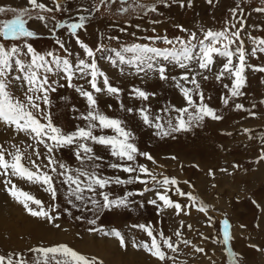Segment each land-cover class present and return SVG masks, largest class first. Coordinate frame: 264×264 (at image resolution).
Returning a JSON list of instances; mask_svg holds the SVG:
<instances>
[{
  "label": "rangeland",
  "instance_id": "374dc122",
  "mask_svg": "<svg viewBox=\"0 0 264 264\" xmlns=\"http://www.w3.org/2000/svg\"><path fill=\"white\" fill-rule=\"evenodd\" d=\"M42 2L54 8L56 0ZM58 2L64 10L41 13L47 18V26L45 22L35 19L37 13L31 10L27 0H0V7L17 11L28 8L31 18L27 26L37 33L36 38L29 41L33 47L41 54L54 51L65 56L63 50L55 44L59 38L66 41V47L72 54L68 58L76 62L87 60L88 57L67 30L54 26L57 23L76 22L81 15L88 17L86 30H80L78 35L94 50L103 46V51H97V65L109 76L114 86L123 89L119 98L107 94L98 95L100 111L124 121L126 128L135 135L134 143L140 152L149 153L154 158L153 162L138 156L135 165L148 167L158 179H175L177 185L172 187L168 195L185 207L177 213L174 209H161L149 203L157 198L154 191H144L145 188L153 187L151 182L148 185L139 182L123 185L113 183L104 190L112 198L125 197L129 192L134 195L128 197V207L104 209L97 216L90 202L84 204L74 200L77 207H72L66 198L67 185L61 184L59 180L56 181L57 199L53 201L41 185L14 178L19 188L41 200L45 208L59 205L58 211L53 212L59 219L50 223L32 217L0 183V255L11 254L14 260L23 258L27 264H35L37 254L31 249L66 244L89 258H97L103 264H128L123 254H127L126 257L134 254L137 264H161L143 248L145 243L150 244V237L139 226L146 225L154 233L163 231L166 237H171L179 245L175 252L165 248L170 258L164 264H232L233 257L228 256L229 250L234 253L237 264H264V159H261L264 155V140L261 139L264 137V73L249 69L245 73L247 82L242 89L243 95L230 98L229 103L224 105L223 98L230 94L223 85L230 86L231 82L228 79L216 80L215 73L223 63L218 58L212 73H205L210 78L197 79L204 93V102L213 107L222 119L206 118L191 131L159 136L155 128L148 127L140 119L139 109H150L151 115L161 117V122L166 126L167 120L177 115L175 108L187 107L181 90L176 87V80H180L184 70L169 65L168 75L176 77V80H160L156 74L138 76L130 74L131 70L127 66L112 64V60L116 59L113 49L120 50L123 45H151L153 42L148 38L152 36L189 39L190 33H196L199 40L203 37L202 30L219 31L234 23L239 27V18L245 21L242 40L246 50L250 51L255 47L253 38L264 39V12L256 11L264 8V0H213L212 4L207 0H191V6L185 7H181V0H167V5L160 0H127L126 3L107 0L104 4L101 0ZM184 2L187 3V0ZM98 6L99 11L96 10ZM151 6H155L157 11L147 12V7ZM234 10L239 11V18L233 17ZM14 15L11 11L0 14V21L12 19ZM155 46L167 47L162 40ZM248 63L264 66V53L249 55ZM121 67L124 68L123 74ZM52 80L66 84L59 76L50 75V82ZM180 83L184 82L180 80ZM73 84L90 88L85 78L74 79ZM185 86L193 87L191 84ZM25 87L24 82L14 80L11 91L23 99ZM134 87L147 91L150 98L147 101L135 98L131 91ZM50 99L51 107L48 110L53 122L65 132H72L77 126L84 127L87 124L86 120L80 118L88 111L87 102L74 87H57L50 94ZM121 103L124 110L120 107ZM237 104H242L244 110L237 109ZM128 108L133 111L128 112ZM245 129L249 131L245 132ZM96 134L114 135L110 129L103 133L97 131ZM0 144L9 151H14L11 145H15L21 151H26V154L32 153L35 147L41 157L38 159L32 155L31 158L37 163H47L43 145H36L28 136L16 133L2 123ZM93 147L96 155L103 157L102 161H97L101 165L98 171L102 175L131 179L127 173L108 166L120 163L109 154L108 149L101 145ZM55 158L73 169L81 166L71 149L59 150ZM52 175L55 177L56 173ZM177 188L203 202L207 206V215L198 211L187 196L179 195ZM141 191H144L143 195H139ZM97 199L100 197L97 196ZM208 216L212 217L211 224ZM91 219H96L95 225L88 223ZM225 220L230 225L231 239L228 244L223 241ZM90 228L103 231H89ZM115 231L123 236L126 247L121 246L115 235L105 234ZM177 231L181 232L179 238L175 235ZM184 240L189 243L184 244ZM196 248H203L204 251L197 252Z\"/></svg>",
  "mask_w": 264,
  "mask_h": 264
},
{
  "label": "snow or ice",
  "instance_id": "6c2138e0",
  "mask_svg": "<svg viewBox=\"0 0 264 264\" xmlns=\"http://www.w3.org/2000/svg\"><path fill=\"white\" fill-rule=\"evenodd\" d=\"M107 0H101L106 3ZM127 0H121L126 3ZM167 5V0H160ZM209 4L213 0H207ZM32 11H36L35 19L46 23V16L41 13H52L53 11H62L63 5L56 0L55 7L47 6L42 0H27ZM191 6V0H181V7ZM239 8V6H237ZM99 11V6L96 9ZM15 13L14 18L0 21V123L7 128L13 129L16 133H23L35 142L36 145H43L46 150L45 159L47 163H37L31 157L35 155L38 159L41 157L40 151L33 147L32 153L21 151L15 145H11L14 151H9L0 144V183L5 186L8 194L32 217L47 220L54 223L59 216L53 215L58 211L59 205H51L45 208L43 202L27 191L19 188L14 182L24 180L31 184H39L44 187L52 200L57 199L56 181L67 185V202L72 207H77L75 201H81L84 204L91 203L92 210L97 214L104 209L114 210L126 208L129 205L128 197L134 195L129 192L125 197L112 198L105 189L113 183L118 185L139 182L148 185L150 182L152 188H145L144 191H154L156 199L149 201L157 208H170L177 213L184 210L185 206L173 201L168 193L172 187L177 185V181L172 178L164 177L158 179L157 175L144 165H135L138 156H144L147 160L153 161L154 158L149 153L140 152L134 143L136 137L133 132L126 128L124 121L118 118H112L100 111L98 105V95L107 94L119 98L123 94V89L114 86L109 76L102 71L96 62L97 51H103V46L96 50L80 39L78 33L80 30H86L87 16L81 15L76 22L57 23L54 27L67 30L71 37L76 39V43L88 57L87 60L80 59L78 62L69 59L72 54L66 47V41L57 38L55 44L66 54L58 55L54 51H48L45 54L39 53L30 43L31 39L36 38L37 33L29 29L28 19L31 13L28 8L17 11L0 7V14L7 12ZM122 11H127L123 9ZM155 6L147 7V12H156ZM258 12H264V8L256 9ZM234 18H239L240 13L237 10L233 12ZM243 18L238 19V24L227 25L219 31L202 30L203 37L197 40L196 33H190L189 39L152 36L148 39L153 43H133L123 45L120 50L113 49L116 59L112 64L118 66H127L130 74L148 77L152 74L158 75L160 80H176V77L168 75L169 65L184 70L180 80H176V87L181 90L187 107L175 108L176 116L169 118L165 123L161 122V117H153L151 110L147 108L139 109L140 119L145 125L156 129L159 136H168L177 132L191 131L194 126L198 127L206 119L220 120L215 109L206 104L204 93L200 90V82L197 77L208 80L212 73L217 59H222L223 63L215 73L218 81L228 79L231 85L224 84L228 89L230 96L223 98L224 105L229 103L230 98H238L243 95L242 89L245 87L247 77L245 73L252 71L264 73V66H256L248 63L249 55L255 56L257 52L264 53V39L255 40V47L250 51L246 50L242 40ZM181 31H187L181 29ZM111 39V37H110ZM119 39V37H115ZM163 41L167 47L155 46L157 42ZM11 44V47H9ZM15 75L13 76V73ZM124 68L121 67L123 74ZM50 75L59 76L66 84H60L58 80L50 82ZM85 78L90 88L83 85H74L73 80ZM22 81L26 85L24 98H18L12 91L13 81ZM191 84L192 88L185 85ZM74 87L83 97L88 106L86 114L81 115L82 120H86L84 127L77 126L72 132H65L61 127L53 122L51 112L50 94L57 90V87ZM132 93L135 98L147 101L150 94L141 89L133 88ZM44 105L45 107H42ZM121 109L124 105L121 103ZM236 108L244 110L242 104H237ZM128 112L133 109L128 108ZM173 119L175 122H173ZM112 130L114 135L96 134L97 131L103 133L104 130ZM245 129V132H248ZM264 140V137H261ZM94 145H101L108 149L109 154L115 157L120 163H111L108 166L112 169H119L127 173L131 179L125 180L117 177H106L98 169L101 165L97 161H102L103 157L96 155ZM71 149L74 157L80 162V167L73 169L71 166L56 160L55 153L62 149ZM264 159V155L261 156ZM27 160V164L25 163ZM90 169V170H89ZM52 173H56L54 177ZM136 174V175H133ZM141 191L139 195H143ZM177 193L181 196H187L197 210L207 215V206L203 202L197 201L195 196L188 193ZM87 194V195H86ZM97 196L100 199H97ZM158 201L162 203H158ZM35 205L36 207H32ZM65 211H68L65 209ZM71 215V212H69ZM76 219H83L77 217ZM209 224L212 217L208 216ZM89 224H96V219L88 221ZM59 228V224H54ZM147 236L150 237V244L145 243L143 248L153 257L158 259L161 264L169 259L165 248L173 252L178 250L179 245L175 244L171 237H166L163 231H156L146 225L139 226ZM229 222L223 224V241L225 244L231 239L229 232ZM89 231H103V229L90 228ZM106 235H115L122 247H126L123 236L120 232L105 233ZM176 237L181 236V232L175 233ZM184 244L189 241L184 240ZM136 246V245H134ZM30 251L37 254L35 264H103L97 258L79 253L66 244H60L50 247H37ZM197 252H203V248H196ZM228 256L233 257L232 264H237L234 253L229 250ZM0 264H27L23 259L14 260L12 255H0Z\"/></svg>",
  "mask_w": 264,
  "mask_h": 264
},
{
  "label": "bare ground",
  "instance_id": "6f19581e",
  "mask_svg": "<svg viewBox=\"0 0 264 264\" xmlns=\"http://www.w3.org/2000/svg\"><path fill=\"white\" fill-rule=\"evenodd\" d=\"M125 255H127V254H125ZM124 254H123V256H124V258H125V260H126V262L128 263V264H137L136 263V261H135V259H134V257H133V255L134 254H132V256H128V257H126ZM143 258V257H142ZM141 264V263H140ZM142 264H145V263H142Z\"/></svg>",
  "mask_w": 264,
  "mask_h": 264
}]
</instances>
